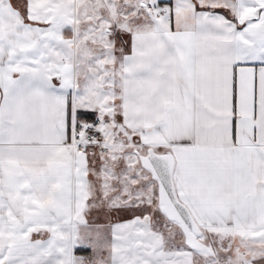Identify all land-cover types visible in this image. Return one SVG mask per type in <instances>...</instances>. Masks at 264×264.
I'll return each mask as SVG.
<instances>
[{
    "label": "snow or ice",
    "instance_id": "1",
    "mask_svg": "<svg viewBox=\"0 0 264 264\" xmlns=\"http://www.w3.org/2000/svg\"><path fill=\"white\" fill-rule=\"evenodd\" d=\"M0 264H264V0H0Z\"/></svg>",
    "mask_w": 264,
    "mask_h": 264
},
{
    "label": "rangeland",
    "instance_id": "2",
    "mask_svg": "<svg viewBox=\"0 0 264 264\" xmlns=\"http://www.w3.org/2000/svg\"><path fill=\"white\" fill-rule=\"evenodd\" d=\"M90 219H91V218H90ZM100 219L103 220V222H106V221H104V218H103L102 216L100 217Z\"/></svg>",
    "mask_w": 264,
    "mask_h": 264
},
{
    "label": "crops",
    "instance_id": "3",
    "mask_svg": "<svg viewBox=\"0 0 264 264\" xmlns=\"http://www.w3.org/2000/svg\"><path fill=\"white\" fill-rule=\"evenodd\" d=\"M103 222V220H101Z\"/></svg>",
    "mask_w": 264,
    "mask_h": 264
}]
</instances>
